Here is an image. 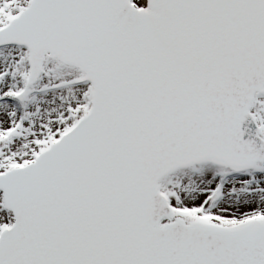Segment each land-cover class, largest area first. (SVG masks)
<instances>
[{"label": "snow or ice", "instance_id": "obj_1", "mask_svg": "<svg viewBox=\"0 0 264 264\" xmlns=\"http://www.w3.org/2000/svg\"><path fill=\"white\" fill-rule=\"evenodd\" d=\"M0 264H264V0H0Z\"/></svg>", "mask_w": 264, "mask_h": 264}]
</instances>
